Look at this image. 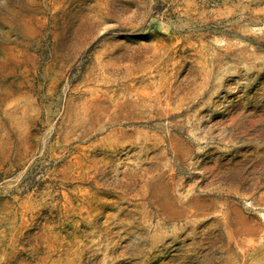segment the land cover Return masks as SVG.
Returning a JSON list of instances; mask_svg holds the SVG:
<instances>
[{"label":"rangeland","instance_id":"1","mask_svg":"<svg viewBox=\"0 0 264 264\" xmlns=\"http://www.w3.org/2000/svg\"><path fill=\"white\" fill-rule=\"evenodd\" d=\"M0 264H264V0H0Z\"/></svg>","mask_w":264,"mask_h":264}]
</instances>
